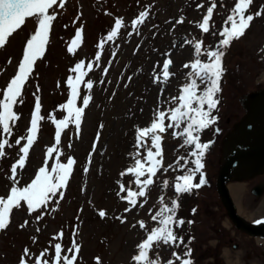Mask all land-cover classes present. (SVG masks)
Segmentation results:
<instances>
[{
    "label": "rangeland",
    "instance_id": "obj_1",
    "mask_svg": "<svg viewBox=\"0 0 264 264\" xmlns=\"http://www.w3.org/2000/svg\"><path fill=\"white\" fill-rule=\"evenodd\" d=\"M60 2L57 0V5L50 10V13L55 11L56 18L51 24L46 50L35 61L24 84L26 98L21 95L14 105L19 118L14 124L10 122L11 135L0 131V139H7L10 145L0 157V197L6 198L16 183L10 179L11 166L23 155L20 149L26 140L20 144L16 141L29 134L37 100L42 117L37 122L39 130L25 165L17 167L19 186L29 184L46 161L50 169L57 155L61 162L66 163L71 157L75 163L62 197L58 193L46 207L38 210L30 211L26 202L11 209L6 228L0 230V264H21L22 259L27 264H35L45 249L42 259L53 264V245L61 243L63 256L68 254L73 239L79 245L75 264H135L132 257L137 254V245L146 238V229L150 231L156 226L151 216L161 206L160 197L165 198V203L181 198L174 190L175 181L170 179L175 166L169 165H174L180 151L171 142L172 129L160 133L163 167L153 177L154 184L145 190L146 197H138L135 206L122 198L127 196L121 190L122 185L124 189L136 191L137 179L146 178L127 172L134 164L132 154L137 152V128L149 126L157 109L176 106L172 98L178 97L181 86L187 83L191 69L184 65L195 59L194 43L199 40L204 49L215 48L223 38L219 32L236 0H216L209 33H203L198 23L211 0H65L62 8ZM199 4L204 7L198 8ZM145 8L150 9L149 17L139 32H134L131 21ZM257 12L262 14L255 16L245 34L224 49L228 63L224 64L220 87L223 99L218 104L215 130L210 136L212 143L205 155L206 183L196 189L199 195L193 202L199 209L190 214L193 223L189 228L193 234L188 247L194 264H264V246L235 227L216 188L222 139L245 113L239 98L245 92L264 87V0H253L245 15ZM118 17L124 19L125 26L117 37L99 48L101 37L109 33ZM181 17L184 22L177 23ZM37 20L38 17L26 18L25 24L0 47V90L17 73L26 41L36 30ZM79 29H83L81 41L70 52L71 41ZM98 54L99 63H93L92 70L88 71L87 64ZM169 59L172 61L170 75L165 80L163 64ZM201 59L206 61L207 56ZM80 61L85 62L84 79H91L94 86L91 90L83 84L79 86L77 106L86 95L91 101L84 110L79 131L69 124L61 130L60 142L56 145L55 122L67 116V110L61 109L70 98L67 79L75 76L71 69ZM164 124L166 127L167 118ZM148 144L151 145L150 139ZM54 145L57 151L49 158L47 150ZM139 152L141 157L145 155L144 148ZM260 180H264V174L238 180L243 187L237 204L252 217L264 215V196L256 198L251 192ZM164 181L168 182L166 188L162 187ZM100 211L105 216L101 217ZM140 221H144L146 229L140 227ZM61 230L62 238L54 239ZM25 249H28L26 257ZM173 251L177 252V248L161 243L153 246L150 256L155 258L158 253L167 264L173 258Z\"/></svg>",
    "mask_w": 264,
    "mask_h": 264
},
{
    "label": "snow or ice",
    "instance_id": "obj_2",
    "mask_svg": "<svg viewBox=\"0 0 264 264\" xmlns=\"http://www.w3.org/2000/svg\"><path fill=\"white\" fill-rule=\"evenodd\" d=\"M64 2L65 0H61L59 7L62 8ZM252 3L253 0H236L234 7L224 20L223 27L219 32V35L223 38L215 48L209 47L208 49H204L202 41L199 40L194 43L195 59L184 65V67L191 69L187 73V83L181 86V94L178 97L172 98V102L176 106L166 110L157 109L153 114L152 122L149 126L137 128V152L132 154L134 164L127 169V172L133 173L137 178L141 176L146 178L143 180L137 179L136 184L138 190L136 191L131 188L124 189L123 185L121 186V190L127 192V196L122 198L127 199L132 206L136 205L138 197H146L145 190L154 184L153 177L163 167L162 137L160 133L165 132L167 129H173L174 138L183 137V142L179 147H188L191 149L186 156L178 157L174 165H169L170 168L175 166L184 172L183 175L175 178L174 190L176 194L191 192L193 189H198L206 183L202 172L204 168L202 160L212 142H201L200 133L216 121L213 111L219 103L217 93L221 91L220 81L224 72L222 63V58L225 54L224 49L230 46L233 40L243 36L255 16L262 14L261 12H257L255 14L245 15ZM56 5L57 0H0V47H3L8 37L25 24L26 18L38 17L36 21L37 28L26 41L22 59L18 64L17 73L10 79L6 88L0 90L3 93L2 97H0V131L3 134L11 135L12 128L10 122L14 124L19 118L13 110L14 105L22 95L23 86L33 70L35 61L42 58L46 50L51 24L56 18L55 11L50 13V10L54 9ZM216 6V0H211L206 14L203 16L202 21L198 23V27L203 33H209L210 31V20L213 17V11ZM197 7L202 8L204 5L199 4ZM149 13L150 9L145 8V10L139 12L131 21V28L134 32H139V27L148 19ZM176 22L182 24L184 22L183 17ZM124 26V19L121 17L116 18L114 26L109 33L101 37L98 47L102 49L106 42L112 41L117 37L119 30ZM82 32L83 29L77 30L75 39L71 41L72 47L68 49L70 52L81 41ZM187 42L192 43L191 41ZM201 56H207V60H202ZM99 60L100 55L98 54L93 62L87 64V70L91 71L93 63L98 64ZM171 63L172 61L169 59L163 64V78L165 80L170 75L168 69ZM71 71L75 73V76H70L67 79V84L70 88V98L66 104L61 106V109L67 110V116L55 122L57 128L55 134L56 145L60 142L61 130L68 127L69 124L75 125L77 131H79L84 110L91 101V97L86 95L82 98L81 105L77 106L79 86L83 84L89 90L94 86L91 79H84L87 74L85 71V62H78ZM104 72L107 73V68L104 69ZM39 112L40 104L37 100L35 114L31 119L29 134L25 137H20L16 141V144H20L21 140H26V144L20 149L23 155L11 166L12 175L10 179L16 183L10 188L6 198L0 197V230L6 228L10 219L11 209L13 207H19L21 201L26 202L29 210L33 211L46 207L58 193L62 197V190L66 186V182L75 163L74 158L71 157L67 159L66 163L61 162L59 155H57L50 169L46 161L45 165L38 169V174L35 175L29 184L23 187L19 186L16 175L17 167L22 168L25 165L30 147L34 142V138L37 136V122L41 119ZM165 118L168 120L166 127L164 124ZM182 125L183 127L181 128ZM149 139L151 140V145L148 144ZM6 146H10L9 141L7 139H0V157L5 155L4 149ZM140 148L145 149V155L143 157H141L139 152ZM153 148L156 149L155 152H153ZM54 151H57L55 145L49 147L47 156L51 158ZM180 161H184V163L181 164ZM189 164L193 166L188 167ZM197 174L200 175V179L198 183H194ZM167 186L168 182L164 181L162 187L166 188ZM160 203V208L151 216V219L156 224L155 227L148 231L144 221L139 222L140 227L145 228L147 234L146 238L137 245V254L132 257L135 264H164L158 253L155 258L150 256L153 246L162 243L168 246L179 247L185 243L183 237L176 234V229L182 228L186 223L183 218L177 217L179 202L172 199L169 203H165V198L161 196ZM130 210L125 209V211ZM99 215L103 217L105 216V212L100 211ZM188 223H191V221H188ZM257 223H264V221H257ZM23 226L21 225V227ZM62 236L63 230L54 239L59 240ZM185 247L186 251L182 255L173 251V258L169 259L167 264H176L177 261H179V264H194L191 259V248L187 245ZM53 248V264H61V262L63 264H75L76 254L79 252V245H77L75 239L72 241V246L68 248V254L62 256L63 249L59 242L55 243ZM45 252H47V249L41 252L40 256L36 258L35 264H48L47 260L42 259ZM69 254H71V258ZM27 255L28 249H25L24 256L26 257ZM21 264H27V261L22 259Z\"/></svg>",
    "mask_w": 264,
    "mask_h": 264
},
{
    "label": "water",
    "instance_id": "obj_3",
    "mask_svg": "<svg viewBox=\"0 0 264 264\" xmlns=\"http://www.w3.org/2000/svg\"><path fill=\"white\" fill-rule=\"evenodd\" d=\"M240 101L246 113L223 140V163L217 186L229 216L237 227L250 234L264 235V225H253L237 213L227 187V181L233 177L248 178L264 172V88L243 94ZM253 191L261 195L264 182L255 186Z\"/></svg>",
    "mask_w": 264,
    "mask_h": 264
},
{
    "label": "bare ground",
    "instance_id": "obj_4",
    "mask_svg": "<svg viewBox=\"0 0 264 264\" xmlns=\"http://www.w3.org/2000/svg\"><path fill=\"white\" fill-rule=\"evenodd\" d=\"M242 187H243V183L242 182H239V181H233L229 184V189L232 193V195L235 197V198H239L241 197L240 196V193H241V190H242ZM240 212H243L245 213V211L242 210V208L239 209ZM246 214V213H245ZM247 215V214H246ZM253 215L250 214V215H247L248 218H250V220H253L254 218L256 217H252Z\"/></svg>",
    "mask_w": 264,
    "mask_h": 264
}]
</instances>
